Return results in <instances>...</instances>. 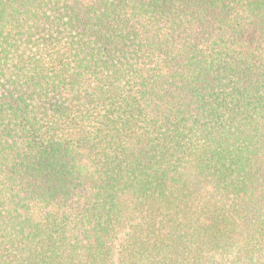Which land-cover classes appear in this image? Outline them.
<instances>
[{
    "label": "trees",
    "instance_id": "1",
    "mask_svg": "<svg viewBox=\"0 0 264 264\" xmlns=\"http://www.w3.org/2000/svg\"><path fill=\"white\" fill-rule=\"evenodd\" d=\"M0 264H264V0H0Z\"/></svg>",
    "mask_w": 264,
    "mask_h": 264
}]
</instances>
